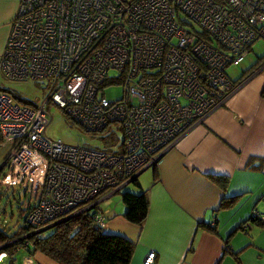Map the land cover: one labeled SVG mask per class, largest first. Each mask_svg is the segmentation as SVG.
Returning a JSON list of instances; mask_svg holds the SVG:
<instances>
[{
  "label": "built area",
  "instance_id": "1",
  "mask_svg": "<svg viewBox=\"0 0 264 264\" xmlns=\"http://www.w3.org/2000/svg\"><path fill=\"white\" fill-rule=\"evenodd\" d=\"M258 40L264 0H19L0 67L15 82L50 79L52 89L37 107L0 90L1 192H19L30 230L16 240L85 212L101 230L97 204L154 168L248 80L224 70ZM105 84H119L121 96L107 100ZM47 104L86 132L119 126L121 151L47 139ZM153 260L148 253L143 264Z\"/></svg>",
  "mask_w": 264,
  "mask_h": 264
},
{
  "label": "crops",
  "instance_id": "2",
  "mask_svg": "<svg viewBox=\"0 0 264 264\" xmlns=\"http://www.w3.org/2000/svg\"><path fill=\"white\" fill-rule=\"evenodd\" d=\"M18 2L0 0V59ZM247 75L245 84L150 168L149 177L130 183L147 202L139 225L124 220V207L114 206L117 212L111 213L98 208L105 219L101 232L131 245L128 264H143L148 253L153 264H264V57L250 60L232 81ZM0 76L7 80L1 67ZM16 198L20 205L17 191ZM251 215L263 223L249 220ZM19 252V264H56L39 253L30 256L23 245L11 264ZM0 262L9 264L6 253Z\"/></svg>",
  "mask_w": 264,
  "mask_h": 264
},
{
  "label": "trees",
  "instance_id": "3",
  "mask_svg": "<svg viewBox=\"0 0 264 264\" xmlns=\"http://www.w3.org/2000/svg\"><path fill=\"white\" fill-rule=\"evenodd\" d=\"M0 195L9 205L8 197H5L1 190ZM120 200L125 209L122 215L124 220L139 225L147 210L144 194L124 192ZM17 212L19 219H22L23 212L18 205ZM249 220L262 222L253 215L249 216ZM11 230L13 229L0 224V246L5 245L0 248V253L8 255L9 264L12 263L16 250L22 247L24 240L29 244L26 248L27 254L32 256L34 253H39L56 264H128L132 253L131 245L124 239L115 235H106L101 232L102 229L94 228L91 214L87 212L63 220L41 233L26 236L23 241L14 242L30 232L22 220L18 227Z\"/></svg>",
  "mask_w": 264,
  "mask_h": 264
},
{
  "label": "rangeland",
  "instance_id": "4",
  "mask_svg": "<svg viewBox=\"0 0 264 264\" xmlns=\"http://www.w3.org/2000/svg\"><path fill=\"white\" fill-rule=\"evenodd\" d=\"M121 1L130 2L131 0ZM256 57H264V41L262 40H258L252 44L249 52L238 66L230 65L225 68V77L229 80H234V77L238 76L241 67H247L250 63V60L254 62ZM259 68L260 65L256 66L254 70L252 68L253 71H251V75L255 74ZM111 73L113 72L109 71L108 76ZM6 79L7 80L0 76V89L2 91H7V93L17 102L25 103L32 107L41 105V103L47 98L52 89L50 79L39 82H15L8 78ZM243 84H245V82ZM102 90L104 91V97L109 101L117 100L121 96V86L119 84H105L102 87ZM45 109L49 116V124L45 130V137L47 139L60 140L63 144L69 145L73 148L84 146L97 151L108 153H119L121 151L122 132L119 126L112 125L106 131L100 133H90L84 131L81 127L72 123L62 113L61 110L57 109L53 105L47 104L45 106ZM0 153H2L1 150ZM151 171L152 169H147L146 171L141 173L136 178V182L141 183L144 179L149 177ZM0 190L3 192L4 189H1L0 186ZM129 191L133 193L136 191V188L133 184H129L124 189H121L118 193L104 200L103 203L97 204V207L101 209H107L110 211V213L112 209H115V211L117 212V208L114 206L122 208L123 206L119 200L120 196L124 192ZM4 196L8 197V202H10V204L8 205L4 200L5 198L1 197L0 195V224H3L5 227L12 228L14 230L21 224L22 220L21 218L19 219V214L17 212V205L19 204H16V201H18V198L16 199V191L8 193ZM12 198H14V200L11 201ZM22 256L23 252H19L17 254L15 264H19L21 262ZM0 264L2 263L0 262Z\"/></svg>",
  "mask_w": 264,
  "mask_h": 264
}]
</instances>
